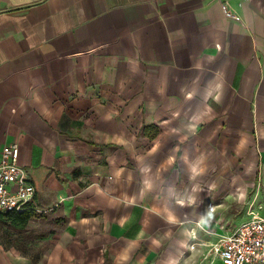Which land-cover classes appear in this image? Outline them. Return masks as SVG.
<instances>
[{"label":"crops","instance_id":"1","mask_svg":"<svg viewBox=\"0 0 264 264\" xmlns=\"http://www.w3.org/2000/svg\"><path fill=\"white\" fill-rule=\"evenodd\" d=\"M12 143L49 248L0 264H223L264 206V0H0Z\"/></svg>","mask_w":264,"mask_h":264},{"label":"built area","instance_id":"2","mask_svg":"<svg viewBox=\"0 0 264 264\" xmlns=\"http://www.w3.org/2000/svg\"><path fill=\"white\" fill-rule=\"evenodd\" d=\"M247 1V0H246ZM224 12L237 19L228 3ZM21 148L17 143L6 145L0 156V215L21 214L34 209L36 187L27 171L20 166ZM223 264H264V206L252 212V217L217 249Z\"/></svg>","mask_w":264,"mask_h":264},{"label":"rangeland","instance_id":"3","mask_svg":"<svg viewBox=\"0 0 264 264\" xmlns=\"http://www.w3.org/2000/svg\"><path fill=\"white\" fill-rule=\"evenodd\" d=\"M12 219L10 217H0V231H4V236L8 237L10 239V242L18 241L20 244L18 246H22L26 250L28 254L41 256L48 248L45 244H42L41 246H34L30 243V237L36 235V231H34V225L32 226V223H29L27 225V228L25 230V234L23 236L18 235L15 233L12 228ZM38 225H36L37 227ZM35 227V228H36ZM38 230V229H37ZM37 236V235H36ZM21 237V238H20ZM30 243V244H29ZM43 256V255H42Z\"/></svg>","mask_w":264,"mask_h":264},{"label":"trees","instance_id":"4","mask_svg":"<svg viewBox=\"0 0 264 264\" xmlns=\"http://www.w3.org/2000/svg\"><path fill=\"white\" fill-rule=\"evenodd\" d=\"M34 215H35L34 213L27 211L21 214H11V215H6V216L12 219V224L14 228L25 229L28 225L29 220Z\"/></svg>","mask_w":264,"mask_h":264}]
</instances>
